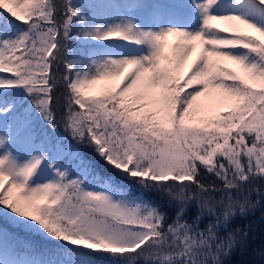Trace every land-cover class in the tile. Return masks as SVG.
I'll use <instances>...</instances> for the list:
<instances>
[{
  "label": "snow or ice",
  "instance_id": "obj_1",
  "mask_svg": "<svg viewBox=\"0 0 264 264\" xmlns=\"http://www.w3.org/2000/svg\"><path fill=\"white\" fill-rule=\"evenodd\" d=\"M0 10V264H224L246 247L231 224L264 205V0Z\"/></svg>",
  "mask_w": 264,
  "mask_h": 264
},
{
  "label": "trees",
  "instance_id": "obj_2",
  "mask_svg": "<svg viewBox=\"0 0 264 264\" xmlns=\"http://www.w3.org/2000/svg\"><path fill=\"white\" fill-rule=\"evenodd\" d=\"M229 67L232 66L229 65ZM60 133L62 136L64 135L62 126ZM261 190L264 191V188ZM250 199L255 202L257 197L253 194ZM194 211V208L190 210L189 218ZM262 213H264V205L257 207L255 210H250L245 216L239 214L235 216L231 224L232 227L250 226L246 247L241 250L237 246L229 257L224 258V264H264V256L260 255L261 251H264V217H262ZM35 239L39 240V238Z\"/></svg>",
  "mask_w": 264,
  "mask_h": 264
},
{
  "label": "rangeland",
  "instance_id": "obj_3",
  "mask_svg": "<svg viewBox=\"0 0 264 264\" xmlns=\"http://www.w3.org/2000/svg\"><path fill=\"white\" fill-rule=\"evenodd\" d=\"M174 42V41H173ZM191 61V58H190V60H189V62ZM5 74H7V73H5Z\"/></svg>",
  "mask_w": 264,
  "mask_h": 264
}]
</instances>
